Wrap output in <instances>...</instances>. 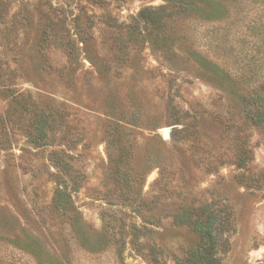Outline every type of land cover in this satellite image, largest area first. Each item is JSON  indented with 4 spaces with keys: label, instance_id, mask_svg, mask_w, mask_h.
I'll use <instances>...</instances> for the list:
<instances>
[{
    "label": "rangeland",
    "instance_id": "rangeland-1",
    "mask_svg": "<svg viewBox=\"0 0 264 264\" xmlns=\"http://www.w3.org/2000/svg\"><path fill=\"white\" fill-rule=\"evenodd\" d=\"M165 2L0 0V264H176L199 236L175 216L207 205L221 264H264V0L138 20Z\"/></svg>",
    "mask_w": 264,
    "mask_h": 264
},
{
    "label": "trees",
    "instance_id": "trees-1",
    "mask_svg": "<svg viewBox=\"0 0 264 264\" xmlns=\"http://www.w3.org/2000/svg\"><path fill=\"white\" fill-rule=\"evenodd\" d=\"M189 0H166L159 7H144L138 14V20L153 29H159L165 20L178 14H185ZM262 112H259L258 119L261 121ZM45 138L43 126L37 129V133L32 136L34 142H42ZM63 175L71 182L68 188L67 182L57 187L50 206L51 213L54 216L61 217L62 222H73L74 209L70 197L77 191V181L71 177V168L66 163H59ZM175 218L178 223L192 226L199 236V245L197 248L189 251L184 260L176 264H221L224 255L228 252V241L226 235L232 231L230 225V216L227 212L214 210L208 205L200 209L183 210ZM136 228L132 233L136 238ZM146 257H149L152 264H159L157 251L152 247L147 251Z\"/></svg>",
    "mask_w": 264,
    "mask_h": 264
},
{
    "label": "water",
    "instance_id": "water-1",
    "mask_svg": "<svg viewBox=\"0 0 264 264\" xmlns=\"http://www.w3.org/2000/svg\"><path fill=\"white\" fill-rule=\"evenodd\" d=\"M162 137L164 138V139H169V133H162Z\"/></svg>",
    "mask_w": 264,
    "mask_h": 264
}]
</instances>
